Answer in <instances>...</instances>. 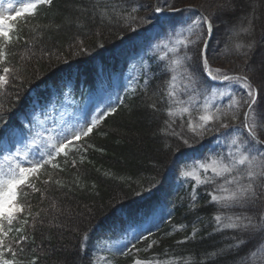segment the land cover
Instances as JSON below:
<instances>
[{
	"label": "trees",
	"instance_id": "16d2710c",
	"mask_svg": "<svg viewBox=\"0 0 264 264\" xmlns=\"http://www.w3.org/2000/svg\"><path fill=\"white\" fill-rule=\"evenodd\" d=\"M154 1L51 0L38 6L34 16L22 14L12 21V44L5 49L0 42L5 52L0 75L7 79L0 86V138L11 126L20 128L35 100L50 99V87H57L64 76L75 73L77 82L83 77L87 83L94 79L99 62L103 67L115 65L117 51L157 23ZM161 2L156 0L157 5ZM193 4L213 21L207 52L210 66L248 76L258 90V103L264 105V63L255 66L264 53V0H167V6L175 8ZM112 5L135 19L117 20ZM133 7L136 12L131 11ZM237 44L242 47L237 49ZM198 48L191 46L188 54ZM4 67L20 69L19 78L4 74ZM197 76L208 84L202 69ZM168 79L167 74L158 73L144 89L126 96L114 113L104 116L89 136L74 142L67 156L57 157L58 168L47 165L30 177L35 189L18 191L23 211L11 225L0 221V232L6 233L0 235L3 258L15 259L16 264H92L91 246L98 230L115 219L117 209L131 213L155 202L176 157L209 142L216 133L210 127L196 139L185 130V118L167 115L170 106L163 90ZM259 135L264 139L263 130ZM183 139L189 144L184 145ZM209 188H202L194 208L187 198L176 199L170 221L138 242L129 256L114 259V264H245L264 240L214 227L211 220L217 214L259 216L264 213L263 198L255 207L222 212L210 201ZM21 236L26 239L20 240ZM241 241L248 242L237 249ZM82 242L86 251L80 248ZM224 246L229 248L223 250ZM9 247L15 257L7 253Z\"/></svg>",
	"mask_w": 264,
	"mask_h": 264
},
{
	"label": "snow or ice",
	"instance_id": "6c2138e0",
	"mask_svg": "<svg viewBox=\"0 0 264 264\" xmlns=\"http://www.w3.org/2000/svg\"><path fill=\"white\" fill-rule=\"evenodd\" d=\"M47 4H51V0H32V2L25 3L21 8L16 10L15 16H12L11 13L5 15L4 10L0 8V42H2L5 49L12 44L13 29L11 28V22L15 21L22 14L34 16L37 13L38 6ZM165 4H167V0H165ZM8 7L11 8L12 4H9ZM131 11L136 12L137 9L133 7ZM155 11L161 13L165 11L180 13L186 11V9H178L173 5H168L167 8L156 7ZM112 15L117 20L135 19V17H131L130 13L119 12L116 5H112ZM145 22L147 21L145 20ZM165 23L169 28L174 30L173 35L175 38L171 40V46H169L168 42H164L163 48L176 56L175 59H171L172 67L166 69V71L176 72L178 69L183 68L184 78L188 81V84L185 85V91L191 88L193 92H196L198 87H205V91L208 90L197 76L198 71L202 69L209 78L236 83L247 92V99L243 97L237 99L235 96H232L228 105L229 110L247 107V110L243 113L244 119L241 125L232 126L225 122V117L228 113L219 107H217L215 114H203L199 115L198 119L188 120L187 127L194 134L202 135L212 127L214 122H218L219 128L225 130L221 132V135L225 137L231 136V139L227 141L228 150L226 152L209 157L206 161H196L193 171L182 170L180 175L185 178L195 177L196 184L198 185L201 183L198 172L203 174L210 173L212 179H206L203 183L215 185L209 195L211 202L217 204L222 212L236 208L247 209L255 207L257 201L264 198V139H261L259 135V132L264 130V105L257 101L258 90L253 88L246 75H229L219 68L213 71L210 67L212 58L207 54L208 40L204 38L203 33L206 31L208 36L212 34V18L204 15L191 20L180 17H168ZM194 29H199L201 34L198 35L197 40L189 41V45L198 44L200 40H203L204 47L198 48L192 55H189V47L185 45V40L188 37L184 36L183 33L196 34ZM242 31L247 33L249 30L242 29ZM253 46L252 43L247 45L250 50ZM182 47L184 54L180 55ZM236 47L239 49L242 45L237 44ZM3 59H5V52L3 49H0V60ZM159 59L163 61L165 57L162 56ZM187 61H191L192 64H186L185 62ZM19 72L20 69L18 68H3L4 74H17L14 78H19ZM176 79V75H172L168 81L169 87L173 90L167 92V96L174 103L183 104L184 101H175L173 99L175 96L174 82ZM6 83L7 79L5 75H0V86ZM221 95H226V93H221ZM261 101L264 102V97H261ZM150 107L155 108V105H150ZM204 108L207 110L209 105L205 103ZM257 108L261 109L260 112L256 111ZM115 111V107L109 106L108 110L102 113L101 116L94 117L86 125L71 130L67 135H62L60 139L54 140L52 137H49L48 147L51 151L41 153L40 160H29L28 152L21 151L19 148L15 152L9 151L0 156V221L7 219L8 224L11 225L15 215L23 211L24 205L20 202L18 191H22L27 187L35 189V185L31 183L30 177L40 173L47 165H51L53 169L58 168L59 165L55 163L57 157L61 154L67 156L75 148L73 141H79L82 137L89 136L93 128L99 124L104 116L108 115L109 112L114 113ZM166 111L170 117L175 114L171 107ZM180 111L181 113L189 114V116L191 115L188 107H182ZM231 118L236 120L239 116L233 113ZM165 123L168 124V121H165ZM173 135L180 134L173 132ZM182 143L188 145L189 141L188 139H183ZM21 160H26L27 166L21 164ZM73 166H75V161H73ZM257 167H259V171H254ZM217 181L220 182L217 183ZM258 188L260 189L259 191L257 190ZM36 190L39 191V189ZM194 207L195 199L193 200ZM214 220L217 227H220L222 230H238L247 234L250 239L260 236L264 240V213L259 216L244 215L243 213L233 215L217 214L214 216ZM0 235H6V233L0 232ZM24 239L26 237H20V240ZM84 240H87L86 236ZM247 242L241 241L235 247L238 249ZM3 245V240H0V264H16L15 259L3 258L5 256ZM257 247H261V245H257ZM80 248L86 251V243L82 242ZM6 251L15 257L16 253L13 252L11 247L7 248ZM251 254L254 255V252ZM100 259L105 260L106 258L101 257ZM136 264H140V262L137 261Z\"/></svg>",
	"mask_w": 264,
	"mask_h": 264
},
{
	"label": "rangeland",
	"instance_id": "374dc122",
	"mask_svg": "<svg viewBox=\"0 0 264 264\" xmlns=\"http://www.w3.org/2000/svg\"><path fill=\"white\" fill-rule=\"evenodd\" d=\"M29 2H32V0H0V8L4 10L5 15L9 13L12 15L25 3ZM9 4H12L11 8L8 7ZM161 5L164 7L167 6L165 0H162ZM194 5L197 4L189 6L188 9H186L187 11H184V13L180 15V18L191 20L199 17L200 15L195 10ZM173 31L174 30L166 26L162 29H156L155 33H152L146 42H138V46L135 50L131 49L127 53H123V58L118 70L111 75L99 71L93 90L84 93V97L79 95L75 88H73V81H68L62 94L55 95V102L53 104L46 110L37 108L36 111L31 114L24 131L14 136L11 144L1 149L0 156L9 151L15 152L16 149L19 148L21 151L28 152L29 160H40L41 153L51 151L48 147L49 137L58 140L62 135H67L71 130L86 125L94 117L101 116L102 113L108 110L109 106L114 105L121 91L133 85L140 74L144 73L146 76L152 67L155 66L156 68L159 66L166 69L171 68V59H175L176 56L163 48V43L168 42L169 46H171V40L175 38ZM194 32L196 34L183 33L184 36L188 37V39L185 40V45L189 46V41L197 40L198 35L201 34L199 29H194ZM205 34L206 31L203 33L204 38ZM202 41L203 40H200L198 44ZM183 51L184 49L182 47L180 49V55H183ZM162 56L165 57L163 61L159 59V57ZM263 63L264 53L260 55L255 66L258 68ZM211 68L213 71L219 68L223 72H226L218 65H214ZM155 71L157 70L155 69ZM167 75L169 76V80L172 75H176L177 77L174 82L175 96L173 99L175 101H184L183 104H180L174 103L173 100L169 99L167 92L173 89L169 87V80H167L163 95L168 105L175 113L172 117L181 120L185 118L184 128L193 137L201 139L202 135L194 134L189 131L187 127L188 120L198 119V116L203 114H215L217 107L228 113L225 117V122L232 126L241 125L244 119L243 113L247 110V107L245 106L238 109L233 108L232 110L228 109L230 97L235 96L237 99H240V97L247 99L246 90H243L238 84L224 81L219 84L206 85L207 91H205L204 87H198L196 92H193L191 88L185 91V85L188 84V81L184 78L182 68L178 69L176 72L167 71ZM262 79V83L264 84V77ZM221 80L222 79H216L215 81L219 82ZM221 93H226V95H221ZM205 103L209 105L207 110L204 108ZM241 103H243V101H241ZM182 107H188L191 115L189 116L187 113H181L180 109ZM233 113H236L239 118L233 120L231 118ZM211 128H213L216 133L211 137L212 142L210 144L207 142L204 146L200 145L201 148L198 150L182 156L175 161L166 178L165 189L168 195L164 194V196L158 200L160 203H158L157 206L148 210L147 213L137 212L132 216L124 213L121 215V219L119 221L117 220L114 225L100 230L99 237L95 242L92 252L94 264H110V256L122 252L134 238L139 237L146 232L151 225L159 222L163 214L167 211L168 204L172 202L171 198L180 190L186 189L188 191L187 197L193 199L198 193V188L206 184L203 183V181L212 179L210 173L203 174L198 172L201 183L197 185L195 177L185 178L180 175L182 170L193 171L196 161H206L207 158L228 150L227 141L231 139V136L225 137L221 135V132L225 130L219 128L218 122H214ZM20 162L27 166L26 160H21ZM254 171H259V167L255 168ZM219 182L220 181H217V183ZM212 187L214 188L215 185L212 184ZM262 200L264 206V198ZM212 224L214 227H217L214 219ZM228 246L230 247V245ZM228 246H224L223 250H227L229 248ZM101 257H105L106 259L101 260ZM136 262L133 264H136ZM139 262L140 264H161L157 261ZM245 264H264V243Z\"/></svg>",
	"mask_w": 264,
	"mask_h": 264
}]
</instances>
